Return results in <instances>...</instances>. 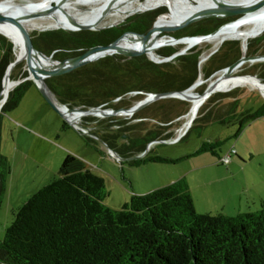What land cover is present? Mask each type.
<instances>
[{
  "label": "trees",
  "instance_id": "16d2710c",
  "mask_svg": "<svg viewBox=\"0 0 264 264\" xmlns=\"http://www.w3.org/2000/svg\"><path fill=\"white\" fill-rule=\"evenodd\" d=\"M179 5L182 3L179 2ZM158 13H161L155 22L158 27L181 22L167 7L164 13H142L127 19L124 24L99 30L43 31L32 37V42L43 50L106 45L125 31L152 26ZM225 22L218 17L208 21L205 18L185 27L183 33L175 36L208 34ZM74 25L70 21L62 27ZM128 36L131 35L124 38ZM263 42L264 35L251 39L247 54H264L261 51ZM153 48L162 56L179 50V47L172 46L161 51L162 47ZM0 49L1 93L6 70L15 59L13 42L1 33ZM239 50L238 41H226L202 66L199 60L203 48L198 46L162 63L154 62L146 55L127 59L114 54L61 77L47 79V84L57 99L69 107L104 105L105 108H128L145 96L142 93L188 88L197 80L200 71L203 78H209L240 58ZM131 51L146 52L140 47ZM87 53L86 49H78L76 56L80 58ZM70 55L59 54L55 58L64 59ZM20 68V64L13 68L12 79L28 75L27 70L20 73ZM41 72L45 79L48 71ZM240 74L246 73L241 71ZM251 74L264 80V62L256 63ZM33 84V80L26 79L10 91L0 111V126L3 115L19 106ZM204 90L197 91L201 93ZM239 96L236 89L214 93L200 108L199 116L190 129L199 119L206 117L221 124H237L235 136L238 137L247 124L264 117V103L257 109L239 111ZM222 99L230 101L217 105ZM181 101L178 98H163L144 107L148 114L140 117L164 123L144 134L137 132L140 123L122 127L116 132L92 133L118 150L119 139L123 137L121 132H129L133 151L122 157L130 164L177 162L180 158L151 154L152 149L145 150L152 141L172 138L173 133L169 131L172 123L167 122L184 112L176 109ZM67 126L65 121L63 127ZM132 132L137 135L132 136ZM219 143L204 142L199 151L210 150L216 154L215 147ZM141 153L144 155L137 157ZM10 171L8 157L0 152V194ZM107 195L104 177L89 168L83 159L68 154L60 166L59 175L35 192L14 213V220L4 238L0 239V264H264V204L258 210L235 215L199 212L185 178L147 193H134L118 209L104 202Z\"/></svg>",
  "mask_w": 264,
  "mask_h": 264
},
{
  "label": "rangeland",
  "instance_id": "374dc122",
  "mask_svg": "<svg viewBox=\"0 0 264 264\" xmlns=\"http://www.w3.org/2000/svg\"><path fill=\"white\" fill-rule=\"evenodd\" d=\"M166 11L167 7L162 5L154 9L136 12L119 20L109 17L99 26H117L142 13H164ZM160 14L156 15L155 20ZM213 17L215 16L207 17V21ZM218 18L229 22L234 19V16ZM56 29L63 28H49L48 30ZM43 31H47V29L31 31V39ZM183 32L184 28L175 32L174 35ZM263 35L264 31L261 35L251 39L255 40ZM8 39L11 41L10 38ZM229 40L239 42L240 57L243 53L242 43L238 39L226 41ZM222 45L223 43L220 46ZM195 46L203 48L202 55H207L215 49L213 44L207 42ZM166 47H162L159 51ZM172 47H179L182 50L184 44ZM261 51L264 53V47ZM261 53L257 55H264ZM1 55L0 49V58ZM14 55L16 57L15 48ZM119 55L128 59L124 54ZM75 56L76 53L70 55V57ZM256 63L258 62L245 63L241 68L242 73L251 74ZM18 64L21 65L20 73L27 70L25 59H21ZM241 71L237 74H240ZM217 74L211 75L210 80ZM10 80H14L11 78V74L7 80L8 85ZM210 80L200 85L197 90L206 88ZM234 89L240 94L239 111L250 108L257 109L264 103L263 89L252 84L239 85L231 90ZM229 101L230 99H222L217 105ZM190 108L189 101L179 102L176 109L184 110V112L167 122V124L172 123L169 130L173 133L172 138L166 141L159 139L152 142L147 148L148 150L152 149L151 154L180 158V160L173 163L146 162L135 165L128 163L125 157L121 162L112 154L108 145L92 132H116L122 127L140 123L137 132L144 134L147 130L164 124L153 118L140 117L147 116V109L143 110L142 108L131 116H83L84 118L81 117L78 120V125L84 127L87 130L85 131L79 126L70 124L52 106L39 87L33 84L19 106L4 114L1 121L0 152L8 157L11 171L6 178L3 192L0 194V239L4 238L7 228L14 220V213L35 192L59 175L60 166L68 154L84 159L89 168L104 177L108 189V195L104 202L113 208H121L134 193H147L153 188L167 185L166 183L172 178L176 180L185 178L192 190L196 209L199 212L235 215L239 212L260 209V198L264 199V117L247 124L238 137L235 136L237 124H221L214 120L209 121L206 117L199 119L193 128H189L181 134L180 130L185 125L186 114ZM137 116L139 117L135 118ZM65 121L68 123L67 127H63ZM121 133H123V137L119 139L120 145L115 151L122 157V155L133 151V141L128 135L129 132ZM130 134L135 136L136 133ZM218 141L220 143L215 147L216 154L210 150L199 151L204 142L216 143ZM232 148H235L238 153L232 156L229 164L221 163L220 159ZM147 149L146 151H148ZM143 155L144 153H141L137 157ZM247 186L253 189L252 193L243 192ZM254 202L258 204L255 205Z\"/></svg>",
  "mask_w": 264,
  "mask_h": 264
},
{
  "label": "bare ground",
  "instance_id": "6f19581e",
  "mask_svg": "<svg viewBox=\"0 0 264 264\" xmlns=\"http://www.w3.org/2000/svg\"><path fill=\"white\" fill-rule=\"evenodd\" d=\"M223 1L230 6L250 7L255 5L259 0ZM179 2L182 3V5H179ZM162 5L168 7L174 16L181 21L198 16L206 9L219 8L223 6L221 0H156L153 2H147L145 0H0V13L17 16L20 19L21 27L30 35L31 31H37L38 29L41 30L46 27L57 26L53 28H67L62 26L70 21H72L75 25L74 27L68 28H79L83 25L99 26L109 17L119 20L120 18L127 17L136 12L150 10ZM263 31L264 6L247 14L241 20L227 24L219 32L208 37L204 41L198 42L197 44L207 42L213 44L214 47H218L228 39H238L242 43L243 49H245L248 47L249 39L261 35ZM0 32L7 35V37L13 41L16 49V58H19V60L25 59V49L21 43L16 26L7 20L0 21ZM161 42V40H156L154 35H131L117 42V46L128 51L140 47L145 49L148 55L154 57L157 53L153 47L158 46ZM193 43H195V40L185 39L183 42L175 45L184 44L183 48H185L189 44ZM90 55L91 52L77 58V60L88 58ZM70 61L65 62V64H61L44 57H41L40 60L34 58V62L36 63L35 66L40 64L44 67V70L47 71L60 70L63 65L68 64ZM202 64L203 63H201V66ZM41 70L42 69H36L35 71V74L38 75V82H41V80L44 79ZM220 74L221 73H218L212 80L217 78ZM8 78L9 76L6 77L4 82L2 97L8 96L10 91L16 86V82L13 80H10V84L8 85ZM202 79H204L203 74ZM246 84H252L255 87L259 86L264 90V84H260L258 80L253 77H230L219 80L216 87L220 90H225L231 87ZM199 86L191 89L187 96L186 100L190 102L191 108L188 114H186L187 119L185 121V125L180 130L181 134L192 126L200 108L208 100L206 99L205 101H202L201 97L196 95L198 92L197 88ZM199 93L200 92H198V94ZM96 113L97 112L94 114H86L85 112L75 111L69 113V118L78 124V120L81 117L84 118L83 116H103Z\"/></svg>",
  "mask_w": 264,
  "mask_h": 264
},
{
  "label": "water",
  "instance_id": "95a60500",
  "mask_svg": "<svg viewBox=\"0 0 264 264\" xmlns=\"http://www.w3.org/2000/svg\"><path fill=\"white\" fill-rule=\"evenodd\" d=\"M221 2L223 4V6H221L219 8L206 9V10H204V12H202L198 16L182 20L181 22L176 23L172 26L158 27L155 24V22H156V20H155L153 25L150 27L138 29V30L125 31L117 39H115L114 41H112L111 43L106 44V45L79 46V47L67 48V49L54 48V49H50V50L39 49L33 44L30 35L21 27L20 19L17 16L8 15L5 13H0V21L7 20V21L12 22L16 26L18 33H19V36H20V39H21V43L25 49V62H26V66H27L28 75L25 78L13 80V81L16 82V85H18L19 83H21L22 81H24L26 79L33 80V82L39 87V89L48 98V100L50 101L52 106L55 109H57L66 118V120H68L70 122V124L75 125V126H79V125L77 124V122H74L72 119L69 118V113H72L75 111L85 112L86 114H94L95 112H97L96 114H100L103 116H112V115H130L131 116V115H134L139 110H141L142 108L148 106L152 102L163 99V98H178L181 100H186L187 96L189 94V91L191 89L201 85L202 83H205L206 81H209L211 78L202 79V73L200 71L197 80L188 88H186L184 90H177V91L142 93L145 96L143 98H141L140 100H138L137 102H135L132 106H130L128 108H111V107L105 108L104 105L90 107V108H84L81 106L69 107L67 104H63L57 99L54 92L48 86L47 79H54V78L61 77L63 75H66V74L72 72L73 70L85 65V64L97 61L101 58H104V57L110 56V55H114V54H124L128 58H131L134 56H139V55H146L149 59H151L152 61L157 62V63L170 61L178 55H182V54L187 53L188 50H190L195 44H197L198 42L204 41L208 37L219 32L227 24L241 20L247 14L252 13V12L258 10L259 8H261L262 6H264V0H259L255 5L250 6V7L249 6H230L229 4H227L223 0H221ZM211 16H215V17L237 16V17L235 20L229 21V22L221 25L218 29H216L215 31L208 33V34L184 35V36H175L174 35L175 32H177V31H179V30H181V29H183V28H185V27H187L193 23H196L198 21H201V20H203L207 17H211ZM102 28H105V27L83 25L79 28H63V29L68 30V31H79V30H84V29L99 30ZM0 33L7 37V35H5L4 33H2V32H0ZM142 33L154 35L156 40H161L162 42L160 44H158L159 47L174 46L177 43L183 42L185 39H193V40H195V43L189 44L184 49H182V50L179 49L169 56H161L160 54H157L154 57L148 55V53H146L144 51L143 52H139V51H131V52L129 51L128 52V50H124L122 47L117 46V42L119 40H121L122 38H124L125 36L142 34ZM14 48H15V45H14ZM78 49H86L88 52H91L90 57L84 58L81 60H77L76 59L77 56L68 57V58H65L63 60H59V59L55 58V56L59 55V54L77 53ZM218 50H219V46L215 47V49H213L209 54L201 55L200 60H199V65H201V63L206 61L209 57H211ZM246 50H247V47L245 49H243L242 55L235 62H233L232 64L216 71L212 76H214L217 73H221V74L217 78H215L214 80H210V82L206 86L205 90L203 92H201V94L200 93L198 94V92H197L196 95L201 97L202 101L209 99L216 92H221V91L226 92V91H229L232 88H234V87H231V88L225 89V90L218 89L216 86H217L219 80L227 79L230 77H234V78H236V77H253V78L257 79L260 84H264L263 79L258 77L257 75L237 74V72L241 71L242 66L247 62L254 63V62L264 61V55H257V54L256 55H247ZM41 57H44V58L52 60V61L59 62L61 64H65V62L70 61V60L71 61L68 64L63 65V67L60 70H57L54 72L48 71L45 79H42L41 82H38L37 81L38 75L35 74V71H36V69L44 70V67L41 66L40 64L35 66L36 63L34 62V58L40 60ZM19 62H20L19 58L15 57L14 61H12L9 64V66L6 70L4 79H3V87H4V82H5L6 77L9 76L10 72L13 70V68ZM257 87L259 89H262L259 86H257ZM137 93H141V92H135V94H137ZM2 94H3V89L0 93V111H1V108L3 107L4 103L6 102V100L8 98V96L2 97ZM98 112H101V113H98ZM79 127H81V126H79ZM81 128L83 130L87 131L84 127H81ZM161 141H165V140H161ZM152 142H155V141H152ZM152 142H150L148 144V147L151 145ZM108 148L112 152V154H114L120 161L122 159H125V158L121 157L115 151L114 148L109 147V146H108Z\"/></svg>",
  "mask_w": 264,
  "mask_h": 264
},
{
  "label": "crops",
  "instance_id": "0c3cea01",
  "mask_svg": "<svg viewBox=\"0 0 264 264\" xmlns=\"http://www.w3.org/2000/svg\"><path fill=\"white\" fill-rule=\"evenodd\" d=\"M166 141V140H165ZM238 153V152H237ZM5 155V154H4ZM82 159V158H81ZM84 160V159H83ZM127 160V159H126ZM122 161V160H121ZM84 162L86 163V161L84 160ZM87 164V163H86ZM87 166H88V164H87ZM229 174V173H228ZM181 179V178H180ZM177 180H179V179H177ZM176 179H170L166 184H170L171 182H175V181H177ZM189 185V184H188ZM161 186V185H160ZM164 186V185H163ZM158 188V187H157ZM189 188H190V186H189ZM156 189V188H155ZM152 190H154V188L153 189H151V191ZM190 191H191V193H192V190L190 189ZM149 192V191H148ZM244 193L245 192H253V189L252 188H250V187H246L245 189H244V191H243ZM192 195H193V193H192ZM195 201V200H194ZM127 202V201H126ZM125 202V203H126ZM254 204L256 205V204H258L257 202H254ZM260 204L262 205V204H264V199L263 198H260ZM196 205V204H195ZM258 206V205H257Z\"/></svg>",
  "mask_w": 264,
  "mask_h": 264
},
{
  "label": "built area",
  "instance_id": "2783aa9c",
  "mask_svg": "<svg viewBox=\"0 0 264 264\" xmlns=\"http://www.w3.org/2000/svg\"><path fill=\"white\" fill-rule=\"evenodd\" d=\"M177 139V138H176ZM176 139H174L175 141H176ZM173 140V141H174ZM178 140H179V138H178ZM237 153V151H236V149L235 148H232L225 156H223L221 159H220V162L221 163H224V164H229L230 162H231V160H232V156L234 155V154H236Z\"/></svg>",
  "mask_w": 264,
  "mask_h": 264
}]
</instances>
